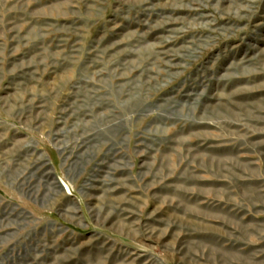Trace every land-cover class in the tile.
I'll return each mask as SVG.
<instances>
[{
    "label": "rangeland",
    "instance_id": "rangeland-1",
    "mask_svg": "<svg viewBox=\"0 0 264 264\" xmlns=\"http://www.w3.org/2000/svg\"><path fill=\"white\" fill-rule=\"evenodd\" d=\"M0 264H264V0H0Z\"/></svg>",
    "mask_w": 264,
    "mask_h": 264
},
{
    "label": "crops",
    "instance_id": "crops-1",
    "mask_svg": "<svg viewBox=\"0 0 264 264\" xmlns=\"http://www.w3.org/2000/svg\"><path fill=\"white\" fill-rule=\"evenodd\" d=\"M143 149L141 146H131V148H127L126 150L122 148L118 151V153H113L111 152L110 154L106 155V161H109L111 163V167H114L113 170H116L117 173H120L123 171V169L125 168V166L127 165V162H129V160H131L133 163H137V161L139 162L140 158H141V153L142 151L144 152V150H141ZM47 152V151H46ZM117 152V151H116ZM155 155H157V157L154 155V159H158V164H157V167L159 168L161 166V156H160V148L157 149V150H154L152 151ZM47 156H48V160L49 161L48 163H50L51 165L52 164V160L47 152ZM58 157V165L59 167H61V160H60V157L59 155H57ZM26 160H29L30 163L35 160V158L31 155L30 158L26 159ZM59 175V179H56V177H54L53 175V180L54 181H48L50 183H56L58 188H56V192L58 193H67V197H75L74 195L75 194H72L71 193V190L73 191L74 190V187L77 185V183L74 181H70L69 179H66L64 176ZM159 176V175H158ZM58 177V176H57ZM160 177V176H159ZM50 178V176H49ZM126 181H124L123 179H117L116 178V181L114 180H109L108 183L111 184V189H110V192H109V196H114L116 194H118L119 192H122V191H125V194H121L123 195L124 197L126 198H129V194H128V179L125 178ZM113 182V184H112ZM137 184V183H136ZM54 185V184H53ZM53 185L51 186H47L46 190H45V194H44V202L46 203V207H44V209H49L51 207H53L54 205H58V207L61 209L63 206H64V200H61V199H58V198H55V196L57 195L56 193H54V190H53ZM66 187V188H65ZM77 187V186H76ZM66 189L68 192H66ZM76 192H78L77 194H80L81 196H83L81 193H79L78 189L76 188ZM55 194V195H54ZM115 202V201H114ZM125 201L122 200V201H118L116 202V209H118V206L122 207V205H124ZM127 213V211H126ZM114 214V213H113ZM121 215V214H119ZM122 215H124L122 213ZM116 216V215H115ZM125 221V219H124Z\"/></svg>",
    "mask_w": 264,
    "mask_h": 264
}]
</instances>
